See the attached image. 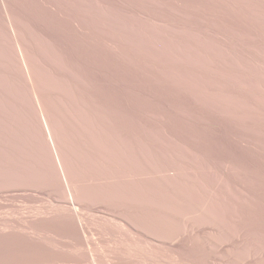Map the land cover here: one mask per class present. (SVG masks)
Here are the masks:
<instances>
[{
  "label": "rangeland",
  "instance_id": "374dc122",
  "mask_svg": "<svg viewBox=\"0 0 264 264\" xmlns=\"http://www.w3.org/2000/svg\"><path fill=\"white\" fill-rule=\"evenodd\" d=\"M90 255L264 264V0H0V264Z\"/></svg>",
  "mask_w": 264,
  "mask_h": 264
},
{
  "label": "bare ground",
  "instance_id": "6f19581e",
  "mask_svg": "<svg viewBox=\"0 0 264 264\" xmlns=\"http://www.w3.org/2000/svg\"><path fill=\"white\" fill-rule=\"evenodd\" d=\"M26 83H28V85L30 84L29 82H26ZM41 95V94H40ZM97 119V118H96ZM44 122V130H43V132L45 133V136L47 137V140H48V143H50V145H51V147H52V150H53V153H55V149H54V143H53V140H52V138H51V135H50V131H49V128H48V126H47V124H46V122H45V120L43 121ZM55 155H56V153H55ZM58 165H59V167H60V169H61V166H60V163L58 162ZM60 171V170H59ZM62 171V170H61ZM64 177V176H63ZM66 181V180H65ZM200 189V188H199ZM80 226V225H79ZM81 227V226H80ZM79 242H80V245L81 246H83V247H87V244H88V241H83V240H81V238H80V236H79ZM184 243V242H183ZM88 248V247H87ZM91 254V253H90ZM82 256L84 257V259H87L88 258V254H82ZM90 256H92V257H90L91 258V260H92V262H91V264H104V262H103V260L102 259H100V257H96V256H93V255H90ZM90 260V261H91ZM86 261V260H85ZM90 261H88V262H90ZM135 264V263H134ZM136 264H143L142 262H140V261H138Z\"/></svg>",
  "mask_w": 264,
  "mask_h": 264
}]
</instances>
